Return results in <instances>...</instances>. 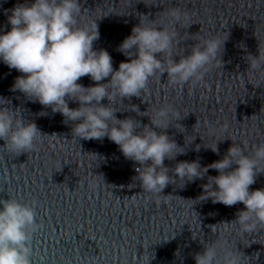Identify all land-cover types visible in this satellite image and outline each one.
<instances>
[{
  "label": "water",
  "instance_id": "95a60500",
  "mask_svg": "<svg viewBox=\"0 0 264 264\" xmlns=\"http://www.w3.org/2000/svg\"><path fill=\"white\" fill-rule=\"evenodd\" d=\"M17 3L24 0H0L3 32L10 30L7 15ZM79 6V27L99 20V39L93 42V49L106 50L114 70L125 61L118 45L130 35L139 15L161 20V12L172 7L187 12L189 28L175 29L180 33L179 55L189 54L203 39L228 36L221 63L195 86L191 82L170 84L164 73L150 78L138 98L121 102L116 97L110 105L118 111L117 119L131 117L141 126L149 124L148 117L131 112L133 105L149 115L166 104L180 113L185 132L170 127L166 134L178 146L185 144L186 154L176 161L165 160V166L197 159L205 166L221 159L232 142L249 155L264 144V81L258 75L249 80L244 59L264 46V0H79ZM19 75L0 63V98L5 99L0 106L17 109L25 122H34L45 136L35 150L19 156L0 141V199L35 203L40 228L32 236L31 264H195L194 254L217 239L239 253L241 264H264V226L238 235L230 225L242 204L226 207L200 201V185L205 180L182 190L178 181L167 186L160 197L145 192L134 179L139 165L126 160L114 143L107 138L75 139L71 122L64 124L59 113L9 91ZM77 83L93 85L87 76ZM68 106L78 107L73 102ZM225 123L228 139L218 143L219 155L205 150L203 146L216 143L208 135V126L218 128ZM201 141L203 146L194 151ZM207 175L217 173L209 170ZM262 187L264 176H258L249 190Z\"/></svg>",
  "mask_w": 264,
  "mask_h": 264
},
{
  "label": "clouds",
  "instance_id": "9594fccd",
  "mask_svg": "<svg viewBox=\"0 0 264 264\" xmlns=\"http://www.w3.org/2000/svg\"><path fill=\"white\" fill-rule=\"evenodd\" d=\"M9 11L10 30H0V63L21 74L9 91L21 93L26 101L51 109L53 114L59 113L64 124L71 122V135L75 139L107 138L114 143L126 160L139 165L134 179L145 192L160 197L167 186L178 181L182 183L178 189L182 190L197 180H205L200 185L202 194L197 198L200 201L210 200L226 207L243 205L230 222L238 235L264 226V187L249 190L258 176H264V144L249 155L232 142L223 157L210 164L201 166L197 159L179 161L170 168L165 166V160L176 161L186 154L185 144L178 146L166 134L170 127L185 132L179 123L183 120L180 113L166 104L149 115L133 105L131 112L148 117L149 124L141 126L131 117L117 119L118 111L110 106L116 97L121 102L138 98L150 78L164 73L170 84L191 82L195 86L221 63L228 36L203 39L191 47L189 54L179 55L176 47L180 33L175 29L189 28L190 15L177 7L162 11L161 20L139 15L130 35L118 45L117 51L125 61L114 70L109 53L93 49V42L99 39V20L91 26H78L79 0H24ZM244 59L249 80L258 75L264 81V46L257 48L255 56L248 54ZM84 76L93 82L92 86L77 83ZM102 100L107 104H102ZM69 102L78 107L69 108ZM227 129L226 123L218 128L209 125L208 135L216 138V143L203 146L201 141L202 145L197 144L193 150L199 151L203 146L219 155L217 145L227 138ZM44 136L34 122H25L17 109L0 106V141L10 153L19 156L33 151ZM220 136L225 138L221 141ZM209 170L217 175H207ZM39 228L34 202L0 199V264H31L30 244ZM193 260L195 264H241L239 253L230 250L223 239L203 247Z\"/></svg>",
  "mask_w": 264,
  "mask_h": 264
}]
</instances>
